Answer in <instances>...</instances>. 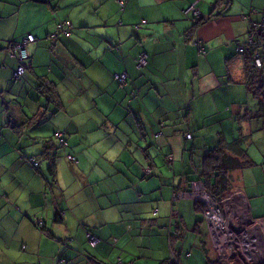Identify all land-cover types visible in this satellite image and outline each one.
Instances as JSON below:
<instances>
[{"label":"crops","instance_id":"0c3cea01","mask_svg":"<svg viewBox=\"0 0 264 264\" xmlns=\"http://www.w3.org/2000/svg\"><path fill=\"white\" fill-rule=\"evenodd\" d=\"M124 1L0 0V264H207L201 208L173 198L201 180L264 234V112L237 49L264 0ZM238 138L239 169L215 153Z\"/></svg>","mask_w":264,"mask_h":264},{"label":"trees","instance_id":"16d2710c","mask_svg":"<svg viewBox=\"0 0 264 264\" xmlns=\"http://www.w3.org/2000/svg\"><path fill=\"white\" fill-rule=\"evenodd\" d=\"M117 2L122 7L125 6L124 0H117ZM225 3H230V2H229V0H225ZM189 7L191 10H193L194 13L196 12V10L193 7H191V6H189ZM194 19L199 20L197 18V15L194 17ZM197 22H199V21H197ZM197 22H194L195 25L197 24ZM252 26L253 27L249 26V30H250L249 34L253 35L255 29L261 30V27H262L260 35L258 36L257 34L254 33V35H253L254 42H249L247 40L245 45H238L237 49L239 47L243 48V51L240 54L241 55L244 54V58H245L244 59V65H246L245 66V76H246V80H247L246 84L248 85L249 89L255 93L256 98L258 100L259 108L264 112V88H263V86H264V36H263V34H264V29H263L264 19H263V16L261 17V20H259L257 23H253ZM72 29H73L72 22H70V21L59 22L56 26L55 35H64V36L70 37L72 34ZM257 61H259L260 66L257 65ZM17 70H18V68L14 71L13 78H15ZM250 71H252V72H250ZM118 75H122V74H118ZM118 75H115L116 81H117L116 76H118ZM125 81H126V78H125ZM187 135H190L189 139H191V137H192L191 134H186V136ZM187 140H188V138H187ZM241 141H242V139L238 138L237 140H233L231 142H227V143L223 142L220 144L222 146H219V148L215 151V153H218V155L220 156V160L223 159L222 154H225L226 151L231 152L232 154L236 155L235 159H236V162L238 163L236 165V168H238V169L241 168L242 165L250 166V165H252V161L250 160V158H248L247 151L243 147H241V144H242ZM220 147H223L224 150H226V151H224L223 148H220ZM208 149L211 151L213 150L211 148H208ZM220 153H222V154H220ZM146 171H150V169L146 168L145 172ZM218 173H219V175H218L219 182L218 181L217 182H218L219 186H217L215 184V189L217 191L219 189L222 191L224 189L223 187L224 186L226 187V182H227V179L225 176L226 174H225V172H218ZM193 182H195V181H193ZM196 182H199V181H196ZM200 183L205 187V189L209 195L214 196L215 198H218L217 192L215 193L216 195L213 194L212 192H210L211 190H210L208 184H205V182H203L202 180L200 181ZM190 189H191V187H190ZM190 189L187 191H190ZM174 234L175 233H173V231L171 233L169 232L170 236L174 235ZM179 262H180V264H182L180 260H179ZM207 264H225V262H224V260H220V259L219 260L209 259Z\"/></svg>","mask_w":264,"mask_h":264},{"label":"built area","instance_id":"2783aa9c","mask_svg":"<svg viewBox=\"0 0 264 264\" xmlns=\"http://www.w3.org/2000/svg\"><path fill=\"white\" fill-rule=\"evenodd\" d=\"M197 11L195 14L197 15ZM262 30V27H261ZM261 30L255 29L254 33L258 36L260 35ZM253 33V35H254ZM253 35L249 36V42H254ZM27 41H33L32 36L27 37ZM243 51L242 47L238 48V52L241 53ZM20 56L21 58L26 57V51L20 50ZM145 58L146 54L140 55L138 59V65L144 66L145 65ZM257 65L260 66L259 61H257ZM23 72L22 67H18V70L16 72V77L20 76ZM116 79L118 82L123 83L125 82V75H118L116 76ZM186 138H190V135H187ZM174 199L181 198V199H191L194 200L199 205H204V208L207 207V211L204 209L203 213L206 215L205 219L207 220V224L209 227V232L212 235V241L213 245L215 242V251L219 250L221 252L220 246H218L217 242V236L223 238L228 237V240L230 241V248L229 251L233 248L231 245L233 236H239V240L242 242L249 241L250 236L254 235V239L252 240L253 243H256L259 238L256 236L257 232L254 230L253 232H250V227L247 228L241 224L243 222V216L242 215H235L232 214L230 216H227L224 212L222 202L225 198H222L221 202L219 201V198H215L214 196H211L207 193L205 187L200 182H194L191 184L190 191L187 190H181V192H174L173 195ZM206 204V205H205ZM35 223L38 225L39 228L41 224H39L36 220H34ZM258 229L260 230V226L258 225ZM172 232V229H171ZM174 233V232H173ZM261 235L263 234L262 231H260ZM210 235V237H211ZM263 236V235H262ZM91 243L94 244L95 240L93 238L90 239ZM261 243L263 242L260 241ZM257 242V243H260ZM260 243V244H261ZM227 250V249H226ZM233 250V249H232ZM217 253V252H216ZM223 260V259H222ZM225 260V259H224ZM226 261V260H225ZM179 259L177 258V264H180ZM171 264H174V258H171Z\"/></svg>","mask_w":264,"mask_h":264},{"label":"rangeland","instance_id":"374dc122","mask_svg":"<svg viewBox=\"0 0 264 264\" xmlns=\"http://www.w3.org/2000/svg\"><path fill=\"white\" fill-rule=\"evenodd\" d=\"M18 20H19V23L26 21L23 14L20 16V18H18ZM222 198H225V196H222L219 198L220 202H221ZM196 204L199 208H201L202 213H203L204 209L207 211V207L204 208V205H202V204L199 205L198 203H196ZM222 206H223L224 212H226L227 216H230L234 213V210L231 209V205L226 198L222 202ZM202 213L200 214V216H201V219L204 218V221H202V223H201V228L203 230L207 231L208 227H206V223H207V220L205 219L206 215H204V213L203 214ZM236 214L243 216L245 214V212L243 210H236ZM194 222L195 221H189V223L192 224V227L195 225ZM257 228H258V226L253 224L249 230L251 231V230L257 229ZM257 234H256V236L258 238L263 239L262 235H264V234H262V235H261V233H257ZM208 237L210 240V244H209ZM211 238H212V235L210 237L208 234L207 235V245L209 246V252H210V258L211 259H216V260H219V259L224 260L225 259L226 260V261L224 260L225 264H264L263 245L260 244L261 242L260 243H257V242L253 243L252 242V240L254 239V235H251L250 240L245 241V242L240 241L239 236L231 237V239H232L231 245L233 246V248H232L233 250L231 249V251H228L224 248V246H222L221 252H219V250L215 251V242L213 245V241ZM251 245H254V247L248 248V246H251Z\"/></svg>","mask_w":264,"mask_h":264},{"label":"bare ground","instance_id":"6f19581e","mask_svg":"<svg viewBox=\"0 0 264 264\" xmlns=\"http://www.w3.org/2000/svg\"><path fill=\"white\" fill-rule=\"evenodd\" d=\"M237 6V5H236ZM236 6L234 7V8H236ZM244 7V6H243ZM239 9V8H238ZM244 9V8H243ZM247 10H248V8H247ZM236 13V12H235ZM239 13V12H238ZM247 20V19H246ZM201 42V41H200ZM231 42V41H230ZM245 43V42H244ZM243 43V44H244ZM201 44V43H200ZM228 46V45H227ZM230 46V45H229ZM215 48V47H214ZM257 48V47H256ZM207 50V49H206ZM249 52V51H248ZM249 54V53H248ZM248 56V55H247ZM234 57V56H233ZM245 59V58H244ZM228 61V60H227ZM228 63V62H227ZM226 64V63H225ZM252 64V63H251ZM227 66V65H226ZM246 66V65H245ZM251 67V66H250ZM254 67V66H253ZM224 68H226V67H224ZM248 68V67H247ZM253 69V68H252ZM260 69V68H259ZM249 70V69H248ZM253 71V70H252ZM252 71H250V72H252ZM259 71V70H258ZM263 73V72H262ZM196 78V77H195ZM231 78V77H230ZM199 81V80H198ZM234 81V80H233ZM238 83V82H237ZM239 85H241V84H239ZM263 88H264V86H263ZM250 98V97H249ZM251 100V99H250ZM247 106V105H246ZM220 114V113H219ZM249 114V113H248ZM248 116H250V115H248ZM232 122V121H231ZM234 129V128H233ZM242 142V141H241ZM223 150H224V148H223ZM226 151V150H225ZM231 153V152H230ZM228 155V154H227ZM236 156V155H235ZM264 160V159H263ZM241 161V160H240ZM244 161V160H243ZM254 167V166H253ZM249 168V167H248ZM243 169V168H242ZM261 231V230H260ZM258 235V234H257ZM217 242H218V246H220V248L222 247V246H224V248L225 249H227L228 251H229V248H230V241L228 240V237H223V238H221V237H219V236H217ZM254 245H251V247H253ZM248 248H249V246H248Z\"/></svg>","mask_w":264,"mask_h":264},{"label":"clouds","instance_id":"9594fccd","mask_svg":"<svg viewBox=\"0 0 264 264\" xmlns=\"http://www.w3.org/2000/svg\"><path fill=\"white\" fill-rule=\"evenodd\" d=\"M193 183H194V182H193ZM207 227H208V224H207ZM262 233H263V230H262ZM208 234H209V236H210L209 227H208Z\"/></svg>","mask_w":264,"mask_h":264},{"label":"flooded vegetation","instance_id":"af4514ba","mask_svg":"<svg viewBox=\"0 0 264 264\" xmlns=\"http://www.w3.org/2000/svg\"><path fill=\"white\" fill-rule=\"evenodd\" d=\"M260 230L262 231V228L260 227Z\"/></svg>","mask_w":264,"mask_h":264},{"label":"water","instance_id":"95a60500","mask_svg":"<svg viewBox=\"0 0 264 264\" xmlns=\"http://www.w3.org/2000/svg\"><path fill=\"white\" fill-rule=\"evenodd\" d=\"M263 29H264V27H263ZM263 36H264V34H263ZM260 225V224H259Z\"/></svg>","mask_w":264,"mask_h":264}]
</instances>
